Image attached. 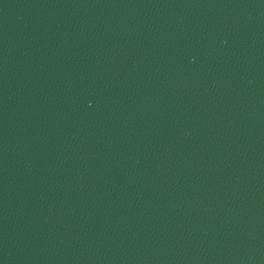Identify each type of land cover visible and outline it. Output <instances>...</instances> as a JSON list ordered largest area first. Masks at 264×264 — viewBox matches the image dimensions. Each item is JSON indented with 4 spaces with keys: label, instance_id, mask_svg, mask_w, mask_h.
I'll return each mask as SVG.
<instances>
[{
    "label": "water",
    "instance_id": "95a60500",
    "mask_svg": "<svg viewBox=\"0 0 264 264\" xmlns=\"http://www.w3.org/2000/svg\"><path fill=\"white\" fill-rule=\"evenodd\" d=\"M0 264H264V0H0Z\"/></svg>",
    "mask_w": 264,
    "mask_h": 264
}]
</instances>
